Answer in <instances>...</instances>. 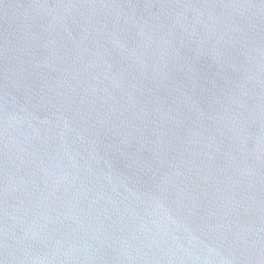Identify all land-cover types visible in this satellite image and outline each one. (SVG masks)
I'll use <instances>...</instances> for the list:
<instances>
[{
	"label": "water",
	"instance_id": "obj_1",
	"mask_svg": "<svg viewBox=\"0 0 264 264\" xmlns=\"http://www.w3.org/2000/svg\"><path fill=\"white\" fill-rule=\"evenodd\" d=\"M0 264H264V0H0Z\"/></svg>",
	"mask_w": 264,
	"mask_h": 264
}]
</instances>
